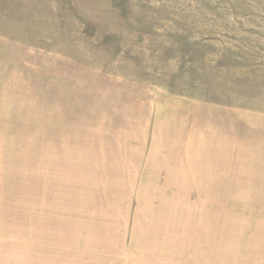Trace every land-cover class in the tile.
I'll return each instance as SVG.
<instances>
[{
  "label": "rangeland",
  "instance_id": "1",
  "mask_svg": "<svg viewBox=\"0 0 264 264\" xmlns=\"http://www.w3.org/2000/svg\"><path fill=\"white\" fill-rule=\"evenodd\" d=\"M0 264H264V0H0Z\"/></svg>",
  "mask_w": 264,
  "mask_h": 264
},
{
  "label": "bare ground",
  "instance_id": "2",
  "mask_svg": "<svg viewBox=\"0 0 264 264\" xmlns=\"http://www.w3.org/2000/svg\"><path fill=\"white\" fill-rule=\"evenodd\" d=\"M261 211H262V210H261ZM246 212H247V211H246ZM248 212H249V211H248ZM248 212H247V213H248ZM256 212H258V211H256ZM250 213H251V212H250ZM250 213H249V214H250ZM249 214H248V215H249Z\"/></svg>",
  "mask_w": 264,
  "mask_h": 264
}]
</instances>
